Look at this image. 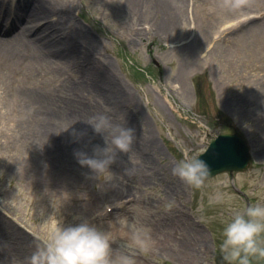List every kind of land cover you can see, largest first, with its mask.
<instances>
[{"label": "rangeland", "instance_id": "rangeland-1", "mask_svg": "<svg viewBox=\"0 0 264 264\" xmlns=\"http://www.w3.org/2000/svg\"><path fill=\"white\" fill-rule=\"evenodd\" d=\"M49 1L75 10L84 56H75L79 68L44 62L22 73L20 83L35 87L51 116L0 110V264H28L36 236L83 219L109 236L114 256L134 264H228L219 247L225 222L264 203V0L241 11L222 0ZM107 72L118 83L109 86ZM98 114L134 128L135 139L93 178L74 152L105 146L86 123ZM73 122L88 135L69 149L71 129H63ZM35 123L57 140L41 156L25 139ZM236 131L251 149L248 169L200 189L172 174L180 159ZM133 230L147 234L148 251Z\"/></svg>", "mask_w": 264, "mask_h": 264}, {"label": "clouds", "instance_id": "clouds-1", "mask_svg": "<svg viewBox=\"0 0 264 264\" xmlns=\"http://www.w3.org/2000/svg\"><path fill=\"white\" fill-rule=\"evenodd\" d=\"M251 0H222V6L229 11H241ZM95 134L101 135L105 146L94 145L92 154L78 150L74 152L81 167L88 168L93 178L110 172L119 154L130 151L135 139V129L113 124L110 117L98 114L87 122ZM74 124V123H73ZM71 129L75 142L88 135L87 130ZM90 143V140H89ZM172 174L188 186L200 189L210 175L209 166L198 157L180 159L172 168ZM39 241L28 258V264H134L127 255L114 256L109 236L91 224L87 219L80 222L58 225L46 237L36 236ZM132 241L142 250L150 247L147 234L133 230ZM228 264H250V258H264V203L235 211L225 222L219 243Z\"/></svg>", "mask_w": 264, "mask_h": 264}, {"label": "bare ground", "instance_id": "bare-ground-1", "mask_svg": "<svg viewBox=\"0 0 264 264\" xmlns=\"http://www.w3.org/2000/svg\"><path fill=\"white\" fill-rule=\"evenodd\" d=\"M74 12L73 7L69 5L58 6L49 0H0L2 113L8 116L24 114L41 118L39 115L51 116L54 112L53 108L47 109V103L40 100L39 92L34 86L21 84L20 80L22 73L28 72L27 69H35L44 62H51L53 65L49 64L57 70H62L63 63L73 69L78 67L80 61H76L75 56L78 52L84 56L82 50L84 46L79 41L84 31L75 20ZM4 16H8L7 20H11V24L2 25ZM81 70L86 71L85 67ZM91 80L93 91L100 93L97 80L94 78ZM106 81L109 86L117 82L108 72ZM118 86L120 87L119 84ZM79 124L82 123H74L72 128ZM34 126L38 127L35 131L26 128L29 135L25 136V139L29 143V148L41 156L57 140L52 133L41 132L42 123H35ZM70 133L65 136L69 140L66 144V148L69 149L73 148L69 142L74 144V138ZM61 149L65 151L64 148ZM78 150L82 149L78 148L75 151Z\"/></svg>", "mask_w": 264, "mask_h": 264}, {"label": "water", "instance_id": "water-1", "mask_svg": "<svg viewBox=\"0 0 264 264\" xmlns=\"http://www.w3.org/2000/svg\"><path fill=\"white\" fill-rule=\"evenodd\" d=\"M199 159L209 166L210 178L220 172L232 173L246 169L250 152L247 143L239 134H226L218 136Z\"/></svg>", "mask_w": 264, "mask_h": 264}]
</instances>
